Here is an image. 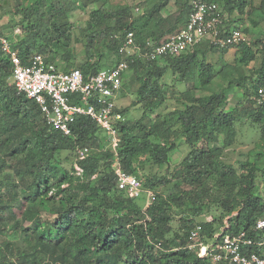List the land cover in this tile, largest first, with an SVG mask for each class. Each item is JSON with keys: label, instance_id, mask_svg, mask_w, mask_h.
Wrapping results in <instances>:
<instances>
[{"label": "trees", "instance_id": "obj_1", "mask_svg": "<svg viewBox=\"0 0 264 264\" xmlns=\"http://www.w3.org/2000/svg\"><path fill=\"white\" fill-rule=\"evenodd\" d=\"M149 1L144 0L145 5ZM98 2L107 6L89 13L82 32L85 59L74 68L85 77L101 69L103 48L118 58L126 33L132 32L141 47L149 40L161 42L175 34L191 12L188 0H157L140 14L111 0H32L20 9L24 36L12 48L23 63L35 50L52 62L45 53L59 49H65L69 62L73 28L69 14ZM171 2L175 10L163 13ZM224 3L230 12L232 0ZM259 12L264 19V0ZM258 46L263 63L245 97L264 87V37L235 48L246 65L255 60L252 48ZM211 50L217 51L203 43L179 57L128 62L133 80L140 83L131 106L142 102L152 109L162 104L166 95L160 79L170 69L179 81L192 80L197 71L200 88L205 89L214 77L213 68L205 63ZM162 60L166 65L161 67ZM11 70L0 53V264H213L184 248L195 224L201 225L206 242L219 232L221 237L244 232L253 240L262 236L255 231L264 212V196L256 193V180L259 172L264 178V169L244 162L238 172L222 161V150L234 143L237 123L235 110L222 109L227 99L223 91L195 98L193 87L179 93L182 109L172 112L170 120L153 121L143 113L139 120L124 119L119 125L120 167L153 196L144 211L145 195L130 199L117 190L112 153L103 148L95 151L100 129L85 117L77 118L71 137L49 128L36 104L9 86ZM242 80L246 79L235 82ZM120 112L124 118L128 111ZM248 119L259 129V144L264 146V106L248 112ZM174 136L183 140L188 153L178 170L158 176L153 167L168 164V155L176 148ZM219 138H224V148L214 147ZM77 148L90 150L85 160L77 161L81 176L75 175V162L70 170L60 164V153H74ZM257 156L263 159L264 153ZM168 191L173 193L167 195ZM14 208L19 214L12 212ZM208 215L211 221L195 222ZM177 217L175 230L172 223Z\"/></svg>", "mask_w": 264, "mask_h": 264}, {"label": "built area", "instance_id": "obj_2", "mask_svg": "<svg viewBox=\"0 0 264 264\" xmlns=\"http://www.w3.org/2000/svg\"><path fill=\"white\" fill-rule=\"evenodd\" d=\"M189 5L191 12L187 22L175 34L161 42L146 41L141 47L135 43L133 33L128 32L118 48L115 62L86 77L79 69L60 70L40 54L29 56L23 63L0 26V53L11 65L10 79L16 92L33 101L45 125L64 137L72 136V126L77 118L90 119L104 133L105 149L102 150H109L113 155L111 168L117 190L130 199L145 195L144 211L153 199L152 193L135 176L122 171L117 156L119 125L124 121L117 100L124 76L129 71L128 62L179 57L203 43L217 51L250 44L249 37L242 30L226 26L217 3L190 0ZM13 34L19 36L20 30L15 29ZM251 100L255 107H263L264 87H259ZM89 154L88 148L75 150L76 176L83 174L77 161L85 160ZM205 221L209 222L211 218L207 217ZM255 231L262 234L256 240L248 238L244 232L223 237L219 232L206 242L201 225L195 224L188 233L184 248L213 264H264V212L255 223ZM252 248L256 251H251Z\"/></svg>", "mask_w": 264, "mask_h": 264}, {"label": "rangeland", "instance_id": "obj_3", "mask_svg": "<svg viewBox=\"0 0 264 264\" xmlns=\"http://www.w3.org/2000/svg\"><path fill=\"white\" fill-rule=\"evenodd\" d=\"M114 4L128 5L134 8V12L140 14L142 8L151 7L157 0H151L145 5L144 0H111ZM190 1V0H188ZM262 0H232V10L229 12L226 8L224 9V0H218V5L221 10L222 16L226 26L229 28H239L242 30L250 40V44H255L264 37V19L262 14L259 12L260 3ZM242 2V4H240ZM32 3V0H0V26L2 33L8 37L12 43L19 42L24 36V31L20 26V9L28 7ZM145 5V6H144ZM173 2L163 11L170 12L175 10L172 6ZM106 4L98 2L92 4L87 8L81 10L77 9L69 14L70 23L73 24L71 30V42L70 50L71 57L69 62L64 58L65 49H59L52 53H45L48 58L52 59V62L60 70H71L76 68L85 59L84 46L85 41L83 36V29L85 23L89 20V13L93 10L104 9ZM242 7V8H239ZM82 28V29H81ZM15 29L20 30L19 36H14L13 31ZM252 47V45H251ZM252 50L255 52L256 58L254 61H250L248 64H243L239 52L233 48L228 49L224 52L221 51H208L205 63L210 65L213 70V80L210 85L205 89L200 88L197 71L194 72L192 80L179 81V76L171 72V69L167 71L165 76L160 79L161 84L164 87V94L166 95L165 100L162 104L152 109L146 108L142 102L137 106L132 107L131 104L137 100V90L140 87V83L137 80H133L132 71H128L123 79L122 89L117 101V105L120 110H127L128 112L124 115V119L129 122H135L139 120L143 113L151 120L167 119L170 120V114L175 110H181L182 105L180 102L179 93L195 88L194 97L202 98L212 93H221L222 91L226 94L227 99L223 104L222 109L224 112H231L235 110L237 123L236 136L234 143L224 148V138H219L213 142L214 147L223 146L222 161L226 164H230L239 172L240 163L248 162L255 163L260 169H264V158L259 159L258 153H264V146L259 144V129L257 126L251 124V120L248 119V112L255 109V106L251 100L253 96L251 93L248 96H244L246 90L252 92L251 83L255 79V73L259 70L263 63V56L257 53L258 47H253ZM37 53L36 50L33 54ZM32 54V55H33ZM115 62L113 53L107 48H103L101 51V59L99 61L98 69L110 67ZM159 66H165V62L159 61ZM245 78L242 82H235L238 79ZM233 80L232 84L230 81ZM9 86H12V80L8 79ZM104 133H99V149L92 148V151H100V148L105 149ZM103 137V139H102ZM174 140L176 148L172 150L168 159L169 162L159 168L153 167V171L158 176H169L172 172L178 170L180 162L185 158L188 153V148L184 145L183 140L174 136L171 138ZM211 147V145H210ZM94 151V152H95ZM74 153H60V164L65 170H70L74 163ZM257 190L256 193L263 197L264 196V178L261 177V173H257ZM210 185L213 186L214 181L210 180ZM173 191H168L166 194H172ZM215 193V191H213ZM17 208L12 209V212L19 214ZM212 214V213H211ZM214 214V213H213ZM206 217H209L206 216ZM44 218H46L44 216ZM205 217L197 218L195 222L204 221ZM179 217H177L172 227L176 230L179 227Z\"/></svg>", "mask_w": 264, "mask_h": 264}, {"label": "crops", "instance_id": "obj_4", "mask_svg": "<svg viewBox=\"0 0 264 264\" xmlns=\"http://www.w3.org/2000/svg\"><path fill=\"white\" fill-rule=\"evenodd\" d=\"M118 101V100H117ZM101 131V130H100ZM104 137V136H103ZM210 217V216H209ZM205 218H207V217H205ZM211 218V217H210ZM224 223H226V221L224 222ZM225 225H227V224H225Z\"/></svg>", "mask_w": 264, "mask_h": 264}]
</instances>
